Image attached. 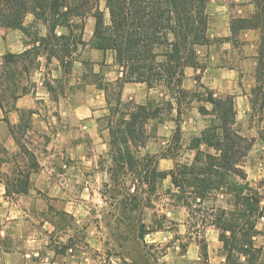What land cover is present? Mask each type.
<instances>
[{"label":"rangeland","instance_id":"1","mask_svg":"<svg viewBox=\"0 0 264 264\" xmlns=\"http://www.w3.org/2000/svg\"><path fill=\"white\" fill-rule=\"evenodd\" d=\"M221 1L226 4L223 12H219L222 17L219 31L223 36L212 38L216 20L209 16V42L198 48V55L199 58L216 55L220 64L237 71L233 86L217 97H232L236 112L234 129L251 144L242 168L247 174L249 188L262 200L263 213L256 222L258 233L253 240L256 248L262 249L258 264H264V220L261 219L264 217V66L258 60L261 31L247 29L239 31L234 38L230 34L226 36L229 21L250 18L255 9L253 7L249 12L245 8L248 0ZM99 7L108 17L106 0H99ZM210 8L217 11L215 4ZM33 19L28 16L26 26L17 30L11 51L5 53L0 48V106L3 110H8L17 99L26 95L27 99L39 103L40 114L46 117L59 110L48 107L46 101H65L74 105L93 100L97 115L102 120L101 125L116 128L119 114L114 115L113 112L118 108L120 91L117 86L108 87L107 104L105 94L99 93V87L114 83L121 68L114 64L111 52L103 53L93 48V32H90L89 26L95 23V19L87 16L83 22H77L78 26L71 33L63 28L56 30L57 36L65 35L64 42L70 52L63 64L44 53L43 39H46L48 29L43 22ZM48 39L51 40V36ZM228 39H231L230 43ZM22 41L26 42L27 48L21 55L18 53ZM7 54L19 56L12 59ZM156 89L150 109L153 111L158 106L160 112L146 126L145 147L129 145L125 148L117 141L110 143L98 159L97 167L88 171V176L99 181L100 186L93 189V200L88 198L85 201L89 213L80 223H76L70 215L61 214L63 207L49 202L47 191L34 194L32 189L33 193L21 201L13 194L15 190H11L9 203L2 202L0 206V231H12L14 235L0 238V264H225V252L220 241L222 231L214 226H204V223L194 225L192 210L195 209V215H199L201 212L196 209H201L207 216L211 207L227 209L229 197L221 195L212 198L202 207L195 203L190 210L170 194L174 190L170 178L159 181L151 189L140 175L154 157L160 162L161 156L174 155L173 164L170 167L160 164L159 170H170L176 162L193 160L192 140L214 119L200 114L201 107L212 110V106L202 99L215 91L205 84H199L196 90H187L191 94L182 101L181 113L177 114L178 105L173 99V90L165 87ZM166 101L174 103V111H170ZM123 103L134 105L126 101ZM103 107L109 108V111L104 113ZM119 109L121 113L127 108L120 106ZM25 116L30 131L27 133L26 129L19 133L21 141L30 154L34 153L43 162L42 154L47 152V147H51L52 151L61 148L57 126L50 125L47 134H43L39 119L31 124V119ZM177 124L180 132L176 131ZM119 148L122 149L120 155ZM37 157L34 161L40 168ZM1 158L9 162L1 166L10 172L15 167L14 161L10 156L3 155L0 147ZM59 158L64 160L61 156ZM17 161L23 167L28 163L26 159ZM130 164L134 165L132 169ZM54 166L58 173H63V162ZM13 203H17V208ZM56 209L60 211L58 214H55ZM48 231L56 232L50 235ZM17 232L19 236H15ZM144 234L145 238H142ZM205 245L206 253L203 250ZM70 248L72 251H69Z\"/></svg>","mask_w":264,"mask_h":264},{"label":"trees","instance_id":"2","mask_svg":"<svg viewBox=\"0 0 264 264\" xmlns=\"http://www.w3.org/2000/svg\"><path fill=\"white\" fill-rule=\"evenodd\" d=\"M210 1L106 0L107 17L99 7V0H0V28L20 30L27 17L32 15L33 20L43 22L48 29V35L43 39L44 53L63 64L70 52L64 42L65 35L57 36L56 30L63 28L71 33L78 26L77 22H83L87 16L93 17V48L103 53L111 52L114 64L121 68L122 74L114 83L99 87L105 92L107 103L108 87L117 86L121 95L126 83H144L148 88L173 90L177 113L180 114L182 101L191 94L183 88L186 70L199 65L198 48L209 42L207 7ZM251 4L255 9L253 16L232 19L230 36L234 38L242 30L259 29L262 41L258 60L264 66V0H251ZM50 36L51 40L48 39ZM16 56L19 55L7 54L12 59ZM202 101L210 104L212 110L201 107L200 114L214 119L192 140L190 149L195 152L193 160L176 162L170 171H161L158 159L151 158L149 167H144L140 174L141 179L154 189L159 181L170 178L174 189L170 194L189 209L195 203L202 207L204 202L221 195L229 197L227 209L211 207L207 216L203 215V210L196 209L201 212L200 217L195 215V209L192 210L194 225L204 223V226H214L222 231L220 241L225 252V264H258L262 249L256 248L253 238L258 233L256 222L263 213L262 200L249 188L247 174L242 168L251 144L234 129L236 112L231 96L221 98L208 93ZM165 104L173 111L172 101ZM117 106L113 112L114 115L119 114L116 128L109 125L112 144L117 141L125 148H129V145L144 146L147 140L146 124L159 115V107L152 111L150 104L125 105L121 96ZM120 106L127 108L126 112L119 113ZM24 116H21L18 127H11L20 151L13 158L14 181L10 182L9 179L6 183L7 197L12 195V189L16 195L28 194L31 174L39 170L38 163L29 159V151L15 134L16 130L23 133L28 129L29 122ZM27 116L30 118L31 113ZM180 130L177 124L176 131ZM0 147L3 155L8 156L5 147L1 144ZM118 150L120 155L122 149ZM18 156L24 160L28 158L24 167L17 162ZM160 158L174 159V155ZM3 162L1 158L0 164ZM133 166L130 164V169ZM203 209L206 211V207ZM145 235L141 237L145 238ZM203 250L206 253V245Z\"/></svg>","mask_w":264,"mask_h":264},{"label":"crops","instance_id":"3","mask_svg":"<svg viewBox=\"0 0 264 264\" xmlns=\"http://www.w3.org/2000/svg\"><path fill=\"white\" fill-rule=\"evenodd\" d=\"M214 4L217 11H212L210 8L211 5L214 6ZM225 7L226 4L221 0H211L208 4V14L209 16H213L216 20V23L214 24L216 28H212L214 32L212 38L223 36L219 31V23L222 18L221 13L219 12H223L222 10H224ZM253 7L254 6L251 4V1L248 0L245 8H247L249 12H252ZM29 17L33 18L32 15H29ZM230 22L231 21H229L227 24L228 33L226 36L229 34L231 35ZM27 23L28 22L26 19L24 26H26ZM94 25L95 23L89 26L91 33L94 30ZM17 34V30L10 28H0V48H3L5 53L8 50H12L10 48L12 45L11 43L14 42V38H16ZM228 43H230V41H228ZM20 48L21 49L19 50L18 54L25 52L27 48L26 42L22 41ZM199 61L201 65L195 68H188V71L186 72L185 84L183 86V88H186H184L185 90H191L194 88L196 90L197 87H199V84H205L206 86H209L211 91H215V96H218V94L227 92L233 86L235 77L237 76V71L226 65L220 64L218 56L202 55V57L199 58ZM121 76L122 74L118 73L116 79L114 80L116 81ZM156 90H158L156 87L148 88V86L144 83H126L123 86L121 100L122 102L126 101L140 106H148L152 101ZM99 93H101L103 96L105 94V92L100 89ZM27 98L28 95L17 99L8 110L4 111L3 107L0 108L2 113V117H0L1 146L5 147L8 152V156L12 158V161H14L15 164V160H13V158L17 157L20 150L11 131V127H18L21 123V116L27 114L30 115L31 113V124H34L35 120L39 119V122L42 124L41 128L43 134H47L46 130L49 129L50 125L54 124L57 126L56 129L57 134L59 135V142H61V148L59 150L52 151L51 147H47V152L42 154L44 157L43 162L39 161L40 159L37 157V155L31 153L29 159L36 160L35 158L37 157V161L40 162L41 167L37 172H33L31 174V189L29 193L26 195H14L19 197V199L22 201L23 198H28L30 193L34 192L35 194L38 191H47L48 201L51 203H57L63 207V213L61 214L70 215L74 218L76 223H80L83 217L89 213L87 210L88 205H86L87 203L85 201L88 198H92L93 200V189L100 186L99 181L91 179V177L88 176V171L94 166L97 167L98 159L102 154H104V151L110 147V143L112 142L110 132L111 128L110 126L103 127L101 125L102 120L97 115L95 101L93 100L74 105L71 102L65 101H46L45 103L48 104V107L53 106L55 109L59 108V110H56L57 113L54 115L51 113V117H46V115L40 114L42 110H40L38 107L39 103L35 100H29ZM40 106L44 107V105ZM174 110L175 109H173V111ZM107 111H109V108L107 109V107H103V112L106 113ZM153 120L154 119L149 120L147 124L149 122H153ZM27 131V133H29L30 130L28 129ZM15 134L21 139L17 130ZM145 145L146 143L141 147H145ZM60 156L65 161H60ZM18 159L22 158L18 156ZM26 160L29 161L28 158ZM172 160L173 159L171 158H160L158 166L165 163L170 167V164H173ZM62 162L64 163V170L61 174L58 173L57 168L54 165L56 163L59 164ZM5 163L9 164L7 160L1 164L4 165ZM1 164L0 206L2 202L9 203L11 196H6V183L9 181V179L11 180L10 182L14 181V167L9 172L4 170ZM47 164L54 165L47 166ZM170 170L165 169L161 171ZM32 189H34V191ZM17 203H13L16 208L18 206ZM58 210L59 209L55 210V214L60 212ZM53 232L56 231H48V234L52 235ZM19 234L20 233L17 232L15 233V236H19ZM13 235L14 234L12 231H0V238H11ZM69 251H72V248H70Z\"/></svg>","mask_w":264,"mask_h":264},{"label":"built area","instance_id":"4","mask_svg":"<svg viewBox=\"0 0 264 264\" xmlns=\"http://www.w3.org/2000/svg\"><path fill=\"white\" fill-rule=\"evenodd\" d=\"M261 219L264 220V217H262Z\"/></svg>","mask_w":264,"mask_h":264}]
</instances>
